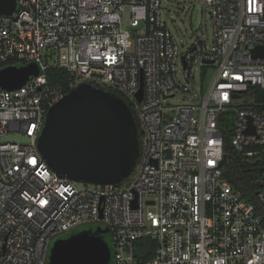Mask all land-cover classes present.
<instances>
[{
    "label": "built area",
    "instance_id": "2783aa9c",
    "mask_svg": "<svg viewBox=\"0 0 264 264\" xmlns=\"http://www.w3.org/2000/svg\"><path fill=\"white\" fill-rule=\"evenodd\" d=\"M162 1L17 0L0 15V68L40 69L20 88L0 86V264H49L53 240L84 224L110 227L109 264H264V50L252 53L264 47V0H198L213 32L187 51ZM141 21L139 32L126 27ZM51 67L69 71L73 87L119 91L135 109L142 148L121 183L79 186L41 154L46 114L64 95ZM180 94L192 96L168 102ZM227 117L234 147L259 167L258 204L224 173ZM16 132L27 140H3ZM142 239L156 243L145 261Z\"/></svg>",
    "mask_w": 264,
    "mask_h": 264
},
{
    "label": "water",
    "instance_id": "95a60500",
    "mask_svg": "<svg viewBox=\"0 0 264 264\" xmlns=\"http://www.w3.org/2000/svg\"><path fill=\"white\" fill-rule=\"evenodd\" d=\"M17 0H0V15L17 10ZM264 47L252 50L259 56ZM37 63L0 68V86L22 87L38 75ZM143 97V81L138 99ZM137 120L126 99L90 82H81L49 108L38 147L60 177L97 184H119L129 176L140 155ZM103 216V214L101 215ZM110 227H83L53 240L49 264H109L112 247L105 238Z\"/></svg>",
    "mask_w": 264,
    "mask_h": 264
},
{
    "label": "rangeland",
    "instance_id": "374dc122",
    "mask_svg": "<svg viewBox=\"0 0 264 264\" xmlns=\"http://www.w3.org/2000/svg\"><path fill=\"white\" fill-rule=\"evenodd\" d=\"M161 18L180 43L183 51H187L192 46L194 38L197 35L211 40L213 24L209 14V9L204 3L198 0H163ZM126 27L131 31L139 32L144 25L141 21L137 25H127ZM213 76L214 69L211 67L209 68L202 85L204 93H206L208 86L212 82ZM196 90H199V77ZM191 96V94H180L174 98H170L168 102L172 104H179L187 101ZM7 139L19 142H25L27 140L23 133L18 132L11 133L3 137V140ZM77 183L79 186H82L84 182L78 181ZM88 225L89 224L80 225L72 231ZM67 234H61L59 236H66Z\"/></svg>",
    "mask_w": 264,
    "mask_h": 264
},
{
    "label": "trees",
    "instance_id": "16d2710c",
    "mask_svg": "<svg viewBox=\"0 0 264 264\" xmlns=\"http://www.w3.org/2000/svg\"><path fill=\"white\" fill-rule=\"evenodd\" d=\"M48 78L49 83L52 86L60 87L64 94L68 93L73 88L72 83L74 82V77L64 68H49ZM115 93L122 95L119 91H115ZM131 108L139 129H142L135 109L132 106ZM226 119L227 122H222L220 124L225 134L226 161L223 164L224 173L234 187L242 190L250 200L258 204V191L261 188V183L258 179L259 167L245 161L242 153L236 150L232 143V121L228 117ZM140 147L142 148L141 140ZM105 238L111 243V237L108 234L105 235ZM138 245V256L141 260L145 261L152 257L156 246L153 240L142 239L138 241Z\"/></svg>",
    "mask_w": 264,
    "mask_h": 264
}]
</instances>
